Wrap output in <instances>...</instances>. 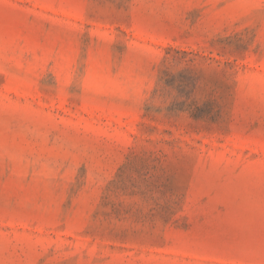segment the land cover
<instances>
[{
    "label": "rangeland",
    "instance_id": "1",
    "mask_svg": "<svg viewBox=\"0 0 264 264\" xmlns=\"http://www.w3.org/2000/svg\"><path fill=\"white\" fill-rule=\"evenodd\" d=\"M0 264H264V0H0Z\"/></svg>",
    "mask_w": 264,
    "mask_h": 264
}]
</instances>
